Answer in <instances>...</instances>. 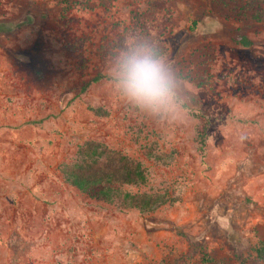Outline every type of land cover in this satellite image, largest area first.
<instances>
[{
    "label": "rangeland",
    "instance_id": "rangeland-1",
    "mask_svg": "<svg viewBox=\"0 0 264 264\" xmlns=\"http://www.w3.org/2000/svg\"><path fill=\"white\" fill-rule=\"evenodd\" d=\"M60 2L0 0V25L8 29L0 32L2 76L35 98L23 105L31 121L51 122V134L67 138L68 160L84 141L103 142L147 170L140 190L179 199L147 215L90 202L103 233L93 241L102 246L97 260L88 264H159L191 247L188 264H199L204 253L213 264H259L253 248L264 240V205L256 206L248 189L255 177L264 184V21L235 17L219 0H70L59 19ZM144 13L146 36L192 88L183 123H160L123 103L107 79L91 83L105 76L126 36H139L133 18ZM9 51L23 62H11ZM195 113L209 120L203 159ZM152 147L171 157L156 162L144 153ZM83 252L73 262L82 263Z\"/></svg>",
    "mask_w": 264,
    "mask_h": 264
},
{
    "label": "crops",
    "instance_id": "crops-1",
    "mask_svg": "<svg viewBox=\"0 0 264 264\" xmlns=\"http://www.w3.org/2000/svg\"><path fill=\"white\" fill-rule=\"evenodd\" d=\"M7 53L11 62H23L20 54ZM2 75L0 71V264H77L75 254L82 251L78 264L95 263L102 246L93 241L103 232L97 225L100 216L90 214L89 204L105 203L64 181L60 167L75 156L68 160L64 154L67 138L51 134L46 127L51 122L31 121L23 105L35 98L14 89ZM252 183V201L263 206L264 184L256 177Z\"/></svg>",
    "mask_w": 264,
    "mask_h": 264
},
{
    "label": "trees",
    "instance_id": "trees-1",
    "mask_svg": "<svg viewBox=\"0 0 264 264\" xmlns=\"http://www.w3.org/2000/svg\"><path fill=\"white\" fill-rule=\"evenodd\" d=\"M70 0H61L59 19H64L69 11ZM233 16L248 18L255 22L264 21V0H219ZM75 5V3H73ZM147 13L135 14L133 25L139 32V36H146L143 30L147 22ZM145 18V19H143ZM195 26V22L192 23ZM4 31L0 25V32ZM141 33V34H140ZM239 43L248 46L249 43L240 38ZM101 79H107L101 74L96 75L91 83ZM89 84H84L81 91H85ZM96 116L106 117L108 113L102 108H89ZM197 120L196 126V150L200 158L205 156L207 131L209 120L202 114H193ZM145 155L152 157L156 162H162L170 155L154 154V148L145 150ZM63 179L82 194L90 199L103 202L115 207L120 212L136 210L142 215H147L165 205H173L179 201L178 198H168L164 193H150L140 190L148 181L147 170L142 164L120 151L110 148L105 143L95 140H86L76 148L73 160L60 167ZM134 189V190H133ZM195 247L169 262L162 261L159 264H188L194 253ZM255 260L264 264V240L258 242L253 248ZM199 264H213L212 258L202 254Z\"/></svg>",
    "mask_w": 264,
    "mask_h": 264
},
{
    "label": "clouds",
    "instance_id": "clouds-1",
    "mask_svg": "<svg viewBox=\"0 0 264 264\" xmlns=\"http://www.w3.org/2000/svg\"><path fill=\"white\" fill-rule=\"evenodd\" d=\"M107 85L120 101L160 123L189 117L192 88L161 45L128 35L105 65Z\"/></svg>",
    "mask_w": 264,
    "mask_h": 264
}]
</instances>
